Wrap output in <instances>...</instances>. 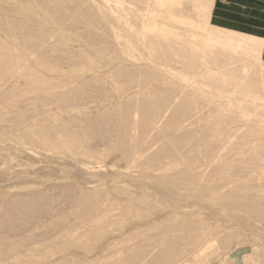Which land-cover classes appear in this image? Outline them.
I'll return each mask as SVG.
<instances>
[{
  "label": "rangeland",
  "instance_id": "obj_1",
  "mask_svg": "<svg viewBox=\"0 0 264 264\" xmlns=\"http://www.w3.org/2000/svg\"><path fill=\"white\" fill-rule=\"evenodd\" d=\"M34 1L0 0V264H217L238 247L264 250L261 41L214 29L208 0ZM187 164H204L191 172L200 173L202 185L187 181ZM197 187L219 196L240 191L235 201L243 208L200 199L191 191Z\"/></svg>",
  "mask_w": 264,
  "mask_h": 264
},
{
  "label": "bare ground",
  "instance_id": "obj_2",
  "mask_svg": "<svg viewBox=\"0 0 264 264\" xmlns=\"http://www.w3.org/2000/svg\"><path fill=\"white\" fill-rule=\"evenodd\" d=\"M36 1H37V0H36ZM36 1H34V2H36ZM57 1H58V0H57ZM67 1H68V0H67ZM73 1H74V0H73ZM85 1H86V0H83V2H85ZM34 2H33V3H34ZM37 2H38V1H37ZM60 2H61V1H60ZM87 2H88V1H87ZM89 2H90V1H89ZM89 2H88V4H89L88 6L90 7V3H89ZM150 2H151V1H150ZM74 3H76V2H74ZM91 3H92V0H91ZM96 3H98V2L96 1ZM81 4H82V3H81ZM148 5H149V4H148ZM76 6H77V5H76ZM79 6H80V5H79ZM79 6H77V7H79ZM91 6H92V4H91ZM93 6H95V5H93ZM32 7H33V6H32ZM80 8H82V7H80ZM80 8H79V9H80ZM85 8H86V5H85ZM93 8H94V7H93ZM96 8H97V7H96ZM149 8H150V6H149ZM40 9H41V8H40ZM82 9H83V8H82ZM82 9L79 10V11H82ZM87 9L90 10V12H91L92 7H91V9H89V8H87ZM83 10H84V9H83ZM95 10H96V9L94 8V11H95ZM96 11H98V10H96ZM96 11H95V12H96ZM85 12H86V10L84 11V13H85ZM87 12H88V11H87ZM95 12H92V13L95 14ZM81 13H83V12H81ZM99 13L101 14V12H99ZM86 14L88 15L89 12L86 13ZM97 14H98V12H97ZM97 14H95V15H97ZM43 15H44V14H43ZM92 16H93V15H92ZM100 16H101V15H100ZM102 16H103V15H102ZM104 16H105V15H104ZM166 16H167V15H166ZM96 17H97V16H96ZM79 19H80V17H79ZM95 19H96V18H95ZM114 20H115V19H114ZM147 20H148V19H147ZM86 22H87V21H86ZM111 23H113V22H111ZM144 23H145V22H144ZM52 24H53V23H52ZM145 24H146V23H145ZM6 25H7V24H6ZM95 25H96V24H95ZM97 25H98V24H97ZM112 25H114V24H112ZM121 25H122V24H121ZM142 25H143V24H142ZM99 26H100V25H99ZM102 26H103V25H102ZM50 27H51V26H50ZM105 27H106V26H105ZM108 27H109V26H107V29H110V27H109V28H108ZM113 27H114V26H113ZM144 27H145V26H144ZM10 29H11V28H10ZM19 29H20V28H19ZM116 30H117V29H116ZM116 34H118V33H116ZM138 36H139V34H138ZM123 37H124V36H123ZM18 38H20V37H18ZM26 39H27V38H26ZM43 39H44V38H43ZM63 39H64V38H63ZM123 39H124V38H123ZM131 40H132V39H131ZM60 41H61V40H60ZM170 41H171V40H170ZM173 41H174V40H173ZM123 42H124V41H123ZM129 42H130V41H129ZM20 43H21V42H20ZM20 43H19V44H20ZM24 43L27 44V43L24 41L23 43H21V44H22L21 47H23V44H24ZM66 43H67V42H66ZM137 43H138V42H137ZM6 44H7V43H6ZM142 44H143V43H142ZM7 45H8V44H7ZM32 45H33V44H32ZM123 45H124V44H123ZM143 45H144V44H143ZM173 45H174V44H173ZM8 46H11V45H8ZM5 47H6V45H5ZM14 47H15V46H14ZM16 47L18 48V45H17ZM24 47H25V45H24ZM28 47H29V46H28ZM30 47H31V46H30ZM30 47L27 48V49H30ZM36 47H37V46H36ZM103 47H104V46H103ZM118 47H119V46H118ZM25 48H26V47H25ZM25 48H24V49H25ZM31 48H32V47H31ZM4 49H5V48H4ZM19 49H21V48H19ZM22 49H23V48H22ZM119 49L121 50V48H119ZM124 49H125V48H123L122 50H124ZM155 49H156V48H155ZM164 49H165V48H164ZM160 50H161V49H160ZM160 50H158V51H160ZM11 51H12V50H11ZM21 51H22V50H21ZM28 51H29V50H28ZM124 51H125V50H124ZM126 51H127V50H126ZM170 51H171V50H170ZM185 51H186V50H185ZM15 52H16V51H15ZM30 52H31V51H30ZM34 52H35V51H34ZM121 52H122V51H121ZM142 52H143V51H142ZM12 53H13V52H12ZM19 53H20V52H19ZM22 53H23V51H22ZM27 53H28V52H27ZM27 53H26V54H27ZM39 53H40V52H39ZM156 53H157V52H156ZM166 53H167V52H166ZM2 54H3V53H2ZM2 54H0V55H2ZM5 54H6V53H5ZM14 54H15V53H14ZM16 54H18V53H16ZM16 54H15V55H16ZM23 54L26 55L25 53H23ZM122 54H124V53H122ZM122 54H120V55H122ZM142 54H144V53H142ZM164 54H165V53H164ZM168 54H169V53H168ZM10 55H11V54H10ZM10 55H9V56H10ZM140 55H141V54H140ZM169 55H170V54H169ZM2 56H3V55H2ZM16 56L18 57V55H16ZM31 56H32V55H31ZM43 56H44V55H43ZM134 56H135V55H134ZM134 56H133V57H134ZM120 57H121V56H120ZM123 57H124V56H122L121 59H124ZM167 57H169V56H167ZM23 58H24V57H23ZM46 58H47V57H46ZM169 58H171V57H169ZM26 59H27V58H26ZM118 59H119V58H118ZM163 59H164V58H163ZM27 60H28V59H27ZM27 60H26V61H27ZM29 60H30V59H29ZM44 60H45V59H44ZM48 60H49V59H48ZM124 60H126V59H124ZM169 60H170V59H169ZM169 60H168V61H169ZM80 61H81V60H80ZM127 61H128V60H127ZM127 61H126L125 64H127ZM160 61H161V60H160ZM163 61H164V60H163ZM163 61H162V62H163ZM171 61H172V60H171ZM177 61H178V60H177ZM11 62H12V61H11ZM83 62H84V61H83ZM110 62H111V61H110ZM123 62H124V61H123ZM132 62H133V60H132ZM147 62H148V61H147ZM149 62L152 63L150 60H149ZM149 62H148V63H149ZM27 63H28V61H27ZM29 63H30V61H29ZM129 63H130V62H129ZM129 63H128V64H129ZM138 63H139V60H138ZM138 63H136V65H137ZM163 63H164V62H163ZM163 63H162V64H163ZM168 63H169V62H168ZM178 63H179V62H178ZM33 64H34V63H33ZM130 64H132V63H130ZM130 64H129V65H130ZM133 64H134V63H133ZM133 64H132V65H133ZM170 64H171V63H170ZM26 65H27V64H26ZM30 65L32 66V64H30ZM152 65H153V64H152ZM152 65H149V66H152ZM156 65H157V63H156ZM1 66H2V65H1ZM28 66H29V65H28ZM37 66H38V65H37ZM124 66H126V65H124ZM153 66H155V64H154ZM162 66H163V65H162ZM197 66H198V65H197ZM6 67H7V66H6ZM29 67H30V66H29ZM131 67H132V66H131ZM135 67H136V66H135ZM137 67H139V66H137ZM137 67H136V68H137ZM147 67H148V66H147ZM147 67H145V68H147ZM157 67H158V66H157ZM157 67H155V68H157ZM176 67L178 68L179 66H176ZM189 67H190V66H189ZM125 68H129V67H125ZM132 68H133V67H132ZM132 68L130 69L131 71H133ZM149 68H150V67H149ZM164 68H166V67H164ZM170 68H172V67H170ZM181 68H182V67H181ZM4 69H5V68H3V70H4ZM6 69H7V68H6ZM6 69H5V70H6ZM34 69H35V68H34ZM36 69H37V68H36ZM137 69H138V68H137ZM137 69H136V70H137ZM152 69H154V67H153ZM39 70H40V69H39ZM122 70H123V69H122ZM141 70H143V74H144V73H145V70H144V69H141ZM150 70H151V69H150ZM150 70H149V71H150ZM159 70L161 71L160 68H159ZM165 70H166V69H163V72H164ZM183 70H184V69H183ZM202 70H203V69H202ZM37 71H38V70H36V73H37ZM110 71H112V70H110ZM131 71H130V72H131ZM134 71H135V70H134ZM146 71H148V69H147ZM153 71H155V69H154ZM114 72H115V70H114ZM116 72H117V71H116ZM120 72H121V71H119V73H120ZM138 72H139V70H138ZM43 73H44V72H43ZM110 73H111V72H110ZM132 73H133V72H132ZM136 73H137V72H136ZM140 73H142V72L140 71ZM146 73H147V72H146ZM148 73H149V72H148ZM165 73H168V71L166 70ZM218 73H219V72H218ZM220 73H221V72H220ZM220 73H219V74H220ZM222 73H223V72H222ZM227 73H228V72H227ZM230 73L232 74V72H229V74H230ZM236 73H237V72H236ZM9 74H11V73H9ZM15 74H16V71H15ZM23 74H24V73H23ZM33 74H34V73H33ZM38 74H39V73H38ZM40 74H41V73H40ZM78 74H79V73H78ZM122 74H123V73H122ZM134 74H135V72H134ZM143 74H142V75H143ZM152 74H153V73L150 72L148 75L151 76ZM160 74H161V73H160ZM219 74H218V75H219ZM223 74H224V73H223ZM240 74H241V73H240ZM240 74H239V75H240ZM12 75H13V74H12ZM18 75H19V73L17 74V76H18ZM26 75H27V74H26ZM41 75H42V74H41ZM112 75H113V73H111V76H112ZM123 75H124V74H123ZM125 75H126V72H125ZM131 75H132V74H131ZM135 75H136V74H135ZM145 75H147V74H145ZM161 75H162V74H161ZM165 75H167V74H165ZM165 75H164V76H165ZM224 75H225V74H224ZM13 76H16V75H13ZM13 76H12V77H13ZM19 76H22V77H23V75H21V74H20ZM29 76L32 77L31 75H29ZM133 76H134V75H133ZM150 76H149V77H150ZM152 76H153V75H152ZM152 76H151V77H152ZM167 76H168V75H167ZM213 76H214V75H213ZM33 77H34V76H33ZM91 77H92V76H91ZM112 77H113V76H112ZM131 77H132V76H131ZM136 77H137V75H136ZM136 77L133 78V79L135 80ZM139 77H140V74H139ZM147 77H148V76H147ZM151 77H150V80L152 79ZM154 77H156V76H154ZM210 77H211V74H210ZM216 77H217V76H216ZM216 77H215V78H216ZM218 77H219V76H218ZM227 77L230 78L229 76H227ZM233 77H234V78H233ZM14 78H15V77H14ZM18 78H19V77H18ZM24 78H25V76L23 77V79H24ZM41 78H42V77H41ZM43 78H44V77H43ZM48 78H49V77H48ZM129 78H130V77H129ZM137 78H138V77H137ZM165 78H166V76H165ZM167 78H169V77H167ZM212 78H213V77H212ZM231 78L234 80L236 77H235V76H232ZM237 78H241V77L239 76V77H237ZM26 79H27V77H26ZM120 79H121V78H120ZM125 79H126V76H125ZM153 79H154V78H153ZM159 79H160V77H159ZM159 79H158V80H159ZM12 80H13V79H12ZM16 80H17V79H16ZM21 80H22V78H21ZM28 80H29V79H28ZM28 80H27V82H29ZM102 80H103V79H102ZM140 80H141V78H140ZM169 80H170V79H169ZM210 80H211V79H210ZM217 80H218V79H217ZM220 80H221V78H220ZM228 80H229V79H228ZM237 80H239V79H237ZM18 81H19V80H18ZM43 81H44V80H43ZM132 81H133V80H132ZM156 81H157V80H155L154 83H157ZM159 81H160V80H159ZM159 81H158V82H159ZM171 81H172V80H171ZM37 82H38V81H37ZM142 82H143V80H142ZM144 82H147V84H148V81H144ZM214 82H218V81H214ZM238 82H239V81H238ZM15 83H16V82H15ZM20 83H21V81H20ZM31 83H32V82H31ZM43 83H44V82H43ZM65 83H67V82L65 81ZM97 83H98V82H97ZM174 83H175V82H174ZM197 83H198V82H197ZM209 83H210V82H209ZM222 83H223V82H222ZM18 84H19V83H18ZM27 84H28V83H27ZM27 84H26V85H27ZM32 84L34 85V83H32ZM35 84H36V83H35ZM77 84H78V83H77ZM85 84H86V83H85ZM99 84H100V83H99ZM163 84H164V83H163ZM167 84H168V83H167ZM169 84H170V82H169ZM172 84H173V83H172ZM184 84H186V83H184ZM226 84H227V83H226ZM242 84H243V83H242ZM242 84H241V85H242ZM9 85H10V84H9ZM29 85H30V83H29ZM78 85H79V84H78ZM80 85H81V84H80ZM100 85H101V84H100ZM145 85H146V84H145ZM181 85H183V84H181ZM197 85H198V84H197ZM221 85H223V84H221ZM38 86H40V85H38ZM38 86H37V87H38ZM65 86H67V85H65ZM65 86H64V87H65ZM73 86H74V85H73ZM151 86H152V85H151ZM186 86H187V85H186ZM55 87H56V86H55ZM121 87H122V86H121ZM174 87H176V86H174ZM222 87H223V86H222ZM50 88H51V87H50ZM80 88H82V87H80ZM83 88H84V87H83ZM116 88H117V87H116ZM151 88L153 89L154 87H151ZM151 88H150V89H151ZM162 88H163V87H162ZM171 88H172V87L170 86V89H171ZM185 88H186V87H185ZM191 88L194 89V87H191ZM212 88H213V85H212ZM217 88H218V87H217ZM224 88H225V87H224ZM56 89H61V88H56ZM147 89H148V88H147ZM152 89H151V91H152ZM158 89H159V88H158ZM186 89H187V88H186ZM213 89L215 90L216 88H213ZM47 90H49V89H47ZM54 90H55V88H54V89L52 88V91H54ZM81 90H82V89H81ZM105 90H106V89H105ZM123 90H124V89H123ZM138 90H139V89H138ZM159 90H160V89H159ZM163 90H164V89H163ZM166 90H167V91H170L171 93H172V92H173V93H176V92H177V91L174 92V91H173V88H172L171 90H168V89H166ZM166 90H165V91H166ZM174 90H176V88H175ZM188 90L191 91V89H188ZM198 90H199V89H198ZM219 90H220V87H219ZM219 90H218V91H219ZM44 91H45V90H44ZM59 91H60V90H59ZM69 91H70V90H69ZM83 91H84V90H83ZM94 91H95V90H94ZM118 91H119V90H118ZM126 91H127V90H126ZM151 91H150V92H151ZM155 91H157V89L154 90V92H155ZM160 91H161V90H160ZM165 91H164V92H165ZM195 91H196V89H195ZM200 91H201V90H200ZM223 91H225V90H223ZM57 92H58V91H57ZM144 92H145V91H144ZM158 92H159V91H158ZM178 92H181V91H178ZM197 92H199V91H197ZM226 92H227V91H226ZM228 92H229V91H228ZM46 93H47V92H46ZM48 93H49V92H48ZM50 93H51V90H50ZM54 93H55V92H54ZM54 93H53V94H54ZM147 93H149L148 90H147ZM147 93H146V94H147ZM151 93H153V91H152ZM162 93H163V92H162ZM162 93H161V95H162ZM167 93H168V92H167ZM167 93H166V95H167ZM189 93H190V92H189ZM192 93H194V92H192ZM94 94H96V93H94ZM118 94H119V93H118ZM118 94H117V95H118ZM144 94H145V93H144ZM164 94H165V93H164ZM168 94H169V93H168ZM195 94H196V93H195ZM56 95H57V93H56ZM58 95H59V94H58ZM60 95H61V94H60ZM114 95H115V94H114ZM166 95H165V96H166ZM171 95H173V94H171ZM171 95L169 94V96H171ZM180 95H181V94H180ZM192 95H193V94H191V96H192ZM53 96H54V95H53ZM63 96H64V95H63ZM125 96H126V95H125ZM134 96H135V95H134ZM134 96H133V97H134ZM154 96H155V95H154ZM181 96H182V95H181ZM181 96H180V98H181ZM194 96H195V95H193L192 97H194ZM198 96H199V94H198ZM54 97H55V96H54ZM114 97H115V96H114ZM129 97H130V96H129ZM161 97H162V96H161ZM166 97H167V96H166ZM177 97H178V96H177ZM51 98H52V97H51ZM62 98H63V97H62ZM82 98H83V97H82ZM158 98H159V97H158ZM189 98H190V97H189ZM42 99H43V98H42ZM136 99H137V98H136ZM143 99H144V98H143ZM146 99H147V98H146ZM152 99H153V98H152ZM152 99H151V100H152ZM159 99H160V98H159ZM164 99H165V98H163V99H161V100H164ZM168 99H169V98H168ZM178 99H179V98H178ZM27 100H28V99H27ZM67 100H68V99H67ZM133 100H134V99H133ZM149 100H150V98H149ZM155 100H156V99H155ZM180 100H181V99H180ZM190 100H191V99H190ZM210 100H211V99H210ZM229 100H230V99H229ZM239 100H240V99H239ZM5 101H6V100H5ZM21 101H22V100H21ZM63 101H64V100H63ZM173 101H174V100H173ZM175 101H176V100H175ZM177 101H178V100H177ZM181 101H182V100H181ZM193 101H194V100H193ZM211 101H212V100H211ZM52 102H53V101H52ZM137 102H140V101L137 100ZM155 102H156V101H155ZM162 102L166 103L167 101H162ZM169 102H171V101H169ZM169 102H168V103H169ZM207 102H208V101H207ZM230 102H232V101H230ZM49 103H50V102H49ZM128 103H129V102H128ZM151 103H152V102H151ZM181 103H182V102H181ZM181 103H180V104H181ZM195 103H196V102H195ZM203 103H204V102H203ZM213 103H215V102H213ZM72 104H73V103H72ZM74 104H75V103H74ZM81 104H82V103H81ZM104 104H105V103H104ZM119 104H120V103H118V105H119ZM138 104H140V103H138ZM160 104H161V103H160ZM166 104H167V103H166ZM171 104H172V102H171ZM174 104H175V103H174ZM204 104H205V103H204ZM122 105H123V104H122ZM124 105H125V104H124ZM124 105H123V106H124ZM131 105H132V104H131ZM133 105L136 106L135 103H134ZM133 105H132V106H133ZM150 105H152V104H150ZM162 105H163V104H162ZM162 105H161V106H162ZM168 105H170V104H168ZM168 105H166V108H167ZM172 105H173V104H172ZM181 105H182V104H181ZM190 105H191V104H190ZM207 105H208V103H207ZM219 105H220V103H219ZM30 106H31V105H30ZM123 106H122V107H123ZM125 106H126V105H125ZM139 106H140V105H139ZM145 106H146V105H145ZM155 106H157V105H155ZM161 106H160V107H161ZM173 106H174V105H173ZM176 106H177V105H176ZM193 106H194V104H193ZM195 106H196V105H195ZM208 106H209V105H208ZM208 106H207V108H209ZM217 106H218V105H217ZM220 106H221V105H220ZM227 106H228V105H227ZM82 107H83V104H82ZM118 107H119V106H118ZM120 107H121V105H120ZM128 107H129V106H128ZM164 107H165V106H164ZM178 107H180V106H178ZM178 107H177V108H178ZM256 107H257V106H256ZM69 108H71V107H69ZM110 108H111V107H110ZM123 108H124V107H123ZM130 108H131V107H130ZM162 108H163V107H162ZM162 108H161V110H162ZM173 108H174V107H173ZM181 108H182V107H181ZM192 108H193V107H192ZM195 108H196V107H195ZM217 108H218V107H217ZM223 108H224V106H223ZM227 108H228V107H227ZM231 108H232V107H231ZM245 108H246V107H245ZM254 108H255V107H254ZM259 108H260V107H259ZM114 109H115V108H114ZM118 109H119V108H118ZM164 109H165V108H164ZM193 109H194V108H193ZM225 109H226V108H225ZM228 109H229V108H228ZM95 110H97V109H95ZM125 110H126V109H124V111H125ZM128 110H129V108H127V111H128ZM140 110H141V109H140ZM152 110H153V109H152ZM157 110H158V109H157ZM167 110H168V112H169V109H167ZM180 110L182 111V109H180ZM59 111H60V110H59ZM129 111H131V110H129ZM159 111H160V110H159ZM162 111H163V110H162ZM173 111H174V110H173ZM183 111H184V110H183ZM203 111H204V110H203ZM228 111H230V110H228ZM134 112H135V111H134ZM137 112H140L139 109H138ZM142 112H143V109H142ZM144 112H145V111H144ZM171 112H172V111H171ZM186 112H187V111H186ZM186 112H183V113L186 114ZM200 112H201V111H200ZM213 112H214V110H213ZM225 112H226V111H225ZM256 112H257V111H256ZM26 113H27V112H26ZM76 113H77V112H76ZM102 113H103V112H102ZM102 113H101V114H102ZM115 113H116V112H115ZM121 113H122V112H121ZM128 113L131 115L130 112H128ZM128 113H127V114H128ZM148 113H149V112H148ZM150 113H151V112H150ZM161 113H162V112H161ZM163 113H164V111H163ZM166 113H167V112H165L164 114H166ZM172 113H173V112H172ZM172 113H171V114H172ZM179 113H180V112H179ZM181 113H182V112H181ZM183 113H182V114H183ZM260 113H261V112H260ZM28 114H29V113H28ZM80 114H81V113H80ZM104 114H106V113H104ZM123 114H124V113H122V115H123ZM137 114H138V113H137ZM152 114H153V113H152ZM176 114H177V112H176ZM187 114H188V113H187ZM197 114H198V113H197ZM17 115H18V113H17ZM68 115H69V114H68ZM78 115H79V114H78ZM88 115H89V114H88ZM113 115H114V114H113ZM115 115H118V114L116 113ZM143 115H144V114H142V116H143ZM161 115L163 116V114H161ZM195 115H196V114H195ZM258 115H259V113H258ZM10 116H11V115H10ZM118 116H119V115H118ZM123 116H124V115H123ZM133 116H134V114H133ZM133 116H132V117H133ZM137 116H138V115H137ZM146 116H147V115H146ZM152 116H153V115H152ZM154 116H157V113L154 114ZM159 116H160V115H159ZM165 116H166V115H164V117H165ZM169 116H170V115H169ZM181 116H182V115H181ZM186 116H187V115H186ZM199 116H200V115H199ZM35 117H36V116H35ZM69 117H71V116H69ZM125 117L127 118L128 115H126ZM138 117H139V116H138ZM149 117H150V116H149ZM173 117H175V115H174ZM178 117H179V116H178ZM213 117H214V116H213ZM215 117H216V116H215ZM232 117H233V116L231 115L230 118H232ZM75 118H76V117H75ZM86 118H87V117H86ZM118 118H119V117H118ZM128 118H129V117H128ZM128 118H127V119H128ZM146 118H147V117H146ZM146 118H144V119H146ZM154 118H155V117H154ZM216 118H217V117H216ZM10 119H11V118H10ZM14 119H15V118H14ZM14 119H13V120H14ZM88 119H90V118H88ZM121 119H123V117H122ZM129 119H130V118H129ZM129 119H128V121H129ZM133 119H134V118H133ZM133 119H132V120H133ZM136 119H137V118H136ZM151 119H152V117L149 118V120H151ZM162 119H163V118H162ZM165 119H166V118H165ZM176 119H177V118H176ZM194 119H195V118H194ZM220 119H221V118H220ZM227 119H229V117H228ZM3 120H4V119H3ZM7 120H8V119H7ZM19 120H20V119H19ZM112 120H113V119H112ZM119 120H120V118H119ZM138 120H139V118H138ZM153 120H154V119H153ZM174 120H175V119H174ZM178 120H179V119H178ZM186 120H188V119H186ZM215 120H216V119H215ZM221 120H222V119H221ZM5 121H6V120H5ZM20 121H22V120H20ZM65 121H67V120H65ZM83 121H84V120H83ZM87 121H88V120H87ZM104 121H105V120H104ZM116 121H117V120H116ZM120 121H121V120H120ZM123 121H124V119H123ZM126 121H127V120H126ZM130 121H131V120H130ZM147 121H148V120H147ZM163 121H164V120H163ZM217 121H218V119H217ZM219 121H220V120H219ZM24 122H25V121H24ZM73 122H77V120H76V121L74 120ZM78 122H79V120H78ZM80 122H81V120H80ZM85 122H86V121H85ZM97 122H98V121H97ZM108 122H109V121H108ZM111 122H112V121H111ZM142 122L144 123V121H142ZM154 122H155V121H154ZM176 122H177V120H176ZM179 122H180V120H179ZM183 122H184V121H183ZM214 122H215V121H214ZM214 122H213V124L215 125L216 123H214ZM222 122H223V120H222ZM231 122H232V120H231ZM236 122H237V121H236ZM57 123H58V122H57ZM65 123H67V122H65ZM83 123H84V122H83ZM86 123H87V122H86ZM91 123H92V122H91ZM122 123H123V122H122ZM124 123H125V121H124ZM151 123H152V122H150V124H151ZM157 123H158V122H157ZM159 123H160V122H159ZM159 123H158V124H159ZM180 123H181V122H180ZM192 123H194V122H192ZM225 123H226V122H225ZM0 124H1V123H0ZM70 124H71V123H70ZM92 124H93V123H92ZM126 124H128V123H126ZM129 124H130V123H129ZM161 124H162V123H161ZM166 124H167V123H166ZM166 124H165L164 127H166ZM219 124H220V122H219ZM237 124H238V123H237ZM241 124H243V122H242ZM248 124H249V123H248ZM9 125H11V124H9ZM54 125H55V124H54ZM84 125H85V124H84ZM108 125H109V124H108ZM112 125H113V124H112ZM146 125H147V123H146ZM152 125H154V124H152ZM163 125H164V124H163ZM180 125H181V124H180ZM216 125H217V124H216ZM239 125H240V124H239ZM244 125H245V124H244ZM13 126H14V125H13ZM15 126H16V125H15ZM17 126H18V124H17ZM20 126H21V125H20ZM26 126H27V125H26ZM66 126H67V125H66ZM76 126H79V125H76ZM76 126H74V127L76 128ZM91 126H92V125H91ZM109 126H110V125H109ZM131 126H132V125H131ZM150 126H151V125H150ZM155 126H156V125H155ZM159 126H160V125H159ZM159 126H157V127H159ZM170 126H171V125H170ZM201 126H202V125H201ZM68 127H70V126L68 125ZM98 127H99V126H98ZM116 127H117V126H115V128H116ZM168 127H169V125H168ZM244 127H245V126H244ZM247 127H248V126H247ZM70 128H71V127H70ZM75 128H74V129H75ZM82 128H84V127H82ZM86 128H87V127H86ZM161 128H163V127H161ZM185 128H186V127H185ZM226 128H227V127H226ZM238 128H239V127H238ZM242 128H243V127H242ZM253 128H254V127H253ZM255 128H256V127H255ZM12 129H13V128H12ZM46 129H47V128H46ZM52 129L55 130L56 128H52ZM57 129H58V128H57ZM57 129H56V130H57ZM71 129H72V128H71ZM116 129H117V128H116ZM122 129H123V128H122ZM129 129H130V128H129ZM153 129H154V128H153ZM156 129H157V128L155 127V130H156ZM158 129H160V127H159ZM158 129H157V130H158ZM164 129H166V128H164ZM208 129H209V128H208ZM229 129H230V128H229ZM231 129H232V128H231ZM235 129H236V128H235ZM239 129H241V128H239ZM251 129H252V128H251ZM80 130H81V129H80ZM130 130H132V128H131ZM133 130H134V129H133ZM135 130H136V129H135ZM148 130H151V129H148ZM148 130H147V131H148ZM155 130H154V131H155ZM166 130H167V129H166ZM209 130H211V129H209ZM212 130H213V129H212ZM216 130H218V129H215V132H216ZM233 130H234V129H233ZM259 130H261V129H259ZM17 131H18V130H17ZM58 131H59V130H58ZM121 131H122V130H121ZM123 131H125V130H123ZM147 131H146V132H147ZM164 131H165V130H164ZM168 131H169V130H168ZM168 131H167V132H168ZM170 131H171V130H170ZM170 131H169V132H170ZM173 131H174V130H173ZM199 131H200V130H199ZM229 131H230V130H229ZM237 131H238V129H237ZM255 131H256V130H255ZM257 131H258V129H257ZM68 132H69V131H68ZM79 132H80V131H79ZM79 132H78V133H79ZM146 132H145V134H146ZM150 132H152V131H149V133H150ZM155 132L157 133V131H155ZM158 132H159V131H158ZM213 132H214V131H213ZM261 132H262V131H261ZM99 133H100V132H99ZM171 133H172V131H171ZM217 133H218V132H217ZM258 133H259V132H258ZM60 134H61V133H60ZM67 134H69V133H67ZM86 134H87V132H86ZM89 134H90V133H89ZM97 134H98V133H97ZM131 134H132V132H131ZM153 134H154V132H153ZM157 134H158V133H157ZM157 134H156L155 136H157ZM162 134H163V133H162ZM162 134H161V136H162ZM172 134H174V133H172ZM176 134H177V133H176ZM182 134H183V133H182ZM205 134H206V133H205ZM208 134H209V132H208ZM221 134H222V133H221ZM76 135H77V134H76ZM122 135H123V134H122ZM134 135H135V134H134ZM134 135H133V136H134ZM150 135H151V134H150ZM158 135H159V134H158ZM165 135H166V134H165ZM200 135H201V134H200ZM218 135H219V134H218ZM222 135H223V134H222ZM238 135H239V134H238ZM241 135H242V134H241ZM61 136H62V134H61ZM66 136H67V135H66ZM81 136H82V135H81ZM130 136H131V135H130ZM136 136H137V135H136ZM136 136H135V137H136ZM151 136H154V135H151ZM167 136H168V134H167ZM167 136H166V137H167ZM170 136H172V135H170ZM179 136H180V135H179ZM183 136H184V135H183ZM187 136H188V135H187ZM203 136H204V134H203ZM211 136H214V135H211ZM236 136H237V135H236ZM17 137H18V136H17ZM67 137H68V136H67ZM95 137H96V136H95ZM115 137H116V136H115ZM135 137H134V138H135ZM141 137H142V135H141ZM158 137L160 138V136H158ZM173 137H175V135H174ZM176 137H177V136H176ZM176 137H175V138H176ZM181 137H182V136H181ZM184 137H186V136H184ZM184 137H182V138H184ZM221 137H222V136H221ZM40 138H41V136H40ZM40 138H39V139H40ZM62 138H63V137H62ZM93 138H94V137H93ZM156 138H157V137H156ZM156 138H155V139H156ZM163 138H164V137H163ZM167 138H169V137H167ZM167 138H165V139H167ZM177 138H178V137H177ZM215 138H216V137H215ZM44 139H46V138H44ZM68 139H69V138H68ZM71 139H73V138H71ZM97 139H99V138H97ZM135 139H136V138H135ZM143 139H144V138H143ZM157 139H158V138H157ZM161 139H162V138H161ZM172 139H173V138H172ZM217 139H218V138H217ZM217 139H216V140H217ZM222 139H223V137H222ZM109 140H111V139H109ZM131 140H132V139H131ZM141 140H142V139H141ZM141 140H140V141H141ZM177 140H178V139H177ZM180 140H181V139H180ZM180 140H179V141H180ZM201 140H202V139H201ZM211 140H212V139H211ZM228 140H229V139H228ZM60 141H61V142H64L63 139H60ZM113 141H114V140H113ZM117 141H118V140H117ZM147 141H148V140H147ZM147 141H146V142H147ZM167 141H168V140H167ZM167 141H166L165 145L167 144ZM181 141H182V140H181ZM195 141H196V140H195ZM213 141H214V139H213ZM213 141H212V142H213ZM225 141H226V140H224V142H225ZM38 142H39V141H38ZM42 142L44 143V140H43ZM121 142H122V141H121ZM129 142H130V141H129ZM149 142H150V141H149ZM152 142H153V141H152ZM157 142H158V141H157ZM157 142H156V143H157ZM170 142H171V141H170ZM174 142H175V141H174ZM184 142H185V141H184ZM208 142H209V141H208ZM219 142H220V141H219ZM224 142H223V143H224ZM56 143H57V142H56ZM76 143H77V141H76ZM106 143H107V142H106ZM137 143H138V142H137ZM143 143H144V142H143ZM158 143H159V142H158ZM158 143H157V144H158ZM178 143H181V142H178ZM217 143H218V142H217ZM223 143L221 144L222 146L225 145V144H223ZM237 143H238V142H237ZM59 144H60V143H59ZM71 144H73V143H71ZM74 144H75V143H74ZM78 144H79V143H78ZM121 144H122V143H120L119 145H121ZM149 144H150V143H148L147 145H149ZM160 144H161V143H160ZM163 144H164V143H163ZM170 144H171V143H170ZM192 144H193V143H192ZM208 144H209V143H208ZM211 144H213V143H211ZM215 144H216V142H215ZM218 144H219V143H218ZM75 145H76V144H75ZM119 145L117 146V148H118V147L121 148ZM134 145H135V144H134ZM134 145H132L131 147H133ZM136 145H137V144H136ZM136 145H135V146H136ZM150 145H151V144H150ZM158 145H159V144H158ZM190 145H191V144H190ZM199 145H200V144H199ZM201 145H202V144H201ZM221 145H220V148H219V149H221V147H222ZM123 146H126V145L124 144ZM123 146H122V148H123ZM138 146L141 147L142 145L139 143ZM154 146H155V145H154ZM163 146H164V145H163ZM163 146H162V147H163ZM167 146H169V147H168V149H169L171 145L168 144ZM176 146H178V145H176ZM205 146H206V145H205ZM208 146L211 147L210 144H209ZM208 146H207V147H208ZM215 146H216V145H215ZM218 146H219V145H218ZM225 146H226V145H225ZM67 147H68V146H67ZM136 147H137V146H136ZM142 147H143V150L146 151L145 148H144V147H145L144 144H143ZM146 147H147V146H146ZM148 147H150V146H148ZM162 147H161V149H162ZM181 147H182V146H181ZM197 147H198V145H197ZM213 147H214V146H213ZM223 147H224V146H223ZM119 148H118V149H119ZM125 148H126V147H125ZM127 148L129 149L128 146H127ZM151 148H153V145H151ZM164 148H165V147H164ZM211 148H212V147H211ZM211 148H208L209 151H210ZM215 148H216V147H215ZM79 149H80V148H79ZM134 149H135V147H134ZM136 149H137V148H136ZM140 149H141V148H140ZM140 149H139V150H140ZM148 149H149V148H148ZM161 149H160V151H161ZM175 149H176V148H175ZM177 149H178V148H177ZM182 149H183V148H182ZM213 149H214V148H213ZM213 149H211V151H212ZM94 150H96V149L94 148ZM113 150H114V149H113ZM132 150H133V148H132ZM137 150H138V149H137ZM139 150H138V151H139ZM186 150H187V149H186ZM215 150H216V149H215ZM84 151H85V150H84ZM128 151H129V150H128ZM144 151H143V153H144ZM160 151H159V152H160ZM163 151H164V150H163ZM167 151H169V150H167ZM206 151H207V150H206ZM206 151H205V152H206ZM246 151H247V150H246ZM131 152H132V151H131V148H130V151L128 152V153H129L128 156L131 155ZM140 152H141V150L139 151V154H140ZM169 152H172V151H169ZM175 152H176V151H175ZM202 152H204V150H203ZM216 152H218V150H217ZM216 152H215V154H216ZM262 152H263V151H262ZM132 153H133V152H132ZM134 153H136V151H135ZM173 153H174V152H173ZM206 153H208V152H206ZM137 154H138V152H137ZM139 154H138V155H139ZM141 154H142V153H141ZM145 154H146V153H145ZM170 154H171V153H170ZM192 154H193V153H192ZM210 154L213 155L212 153H208V155H210ZM219 154H220V153H219ZM219 154H218V155H219ZM138 155H137V156H138ZM143 155H144V154H143ZM155 155H156V154H155ZM166 155H167V154H166ZM195 155H196V154H195ZM225 155H226V154H225ZM114 156H115V155H114ZM139 156H140V155H139ZM145 156H146V155H145ZM186 156H187V155H186ZM205 156H207V155H205ZM221 156H222V155L220 154V157H221ZM227 156H228V155H227ZM255 156L257 157V155H255ZM133 157H134V156H133ZM164 157H165V156H164ZM192 157H193V156H192ZM208 157H209V156H208ZM253 157H254V156H253ZM261 157H263V156H261ZM165 158H166V157H165ZM167 158H168V157H167ZM206 158H207V157H206ZM206 158H204V159H206ZM251 158H252V157H251ZM121 159H122V158H121ZM134 159H135V157H134ZM134 159H132V160H134ZM154 159H155V158H154ZM156 159H157V158H156ZM210 159H211V158H209L208 160H210ZM217 159H218V158L215 159V162H216ZM226 159H227V158H226ZM143 160H144V159H143ZM206 160H207V159H206ZM208 160H207V161H208ZM80 161H81V160H80ZM124 161H126V160H124ZM137 161H138V160H137ZM141 161H142V159H141ZM190 161H191V160H190ZM203 161H205V160H203ZM212 161L214 162V160H212ZM212 161H211V162H212ZM181 162L183 163V161H181ZM194 162L197 163V161H194ZM198 162H199V161H198ZM209 162H210V161H209ZM209 162H206V163H209ZM218 162H219V161H218ZM244 162H245V161H244ZM77 163H78V162H77ZM128 163H129V162H128ZM130 163H131V161H130ZM138 163H139V162H138ZM145 163H146V162H145ZM220 163H221V162H220ZM146 164H147V163H146ZM180 164H181V163H180ZM184 164H185V163H184ZM212 164H213V163H212ZM137 165H138V164H137ZM139 165H140V164H139ZM147 165H148V164H147ZM167 165H168V164H167ZM197 165H198V164H197ZM197 165H196V166H195V164H189V165L187 164V165H185V166H187V168L185 167V168L187 169V172H188V173L190 172V176L188 175V176H186L185 178L188 179V180H187L188 182H197V183H198L197 186H200V185H202V184H201V179H202V177H201L200 173H197V174L191 175V172L194 171V170H195V171L198 170V169H199V166H200V167H201L202 165L204 166V164H202V165L199 164L198 167H197ZM229 165H230V164H229ZM229 165H228V166H229ZM12 166H13V165H12ZM145 166H146V165H145ZM203 166H202V167H203ZM208 166H209V164H208ZM218 166H219V165H218ZM127 167H128V166H127ZM133 167H134V165H133ZM205 167H207V166H205ZM212 167H214V165H213ZM216 167H217V166H216ZM255 167H257V166H255ZM185 168H184V169H185ZM210 168H211V167H210ZM217 168H218V167H217ZM221 168H222V167H221ZM221 168H220V169H221ZM164 169H166V168H164ZM170 170H171V169H170ZM202 170H203V169H202ZM206 170H207V169H206ZM208 170H209V169H208ZM217 170H219V169H217ZM222 170H223V169H222ZM157 171H158V170H157ZM210 171L212 172L213 169L210 170ZM166 172H167V171H166ZM184 172H185V171H182V173H184ZM204 172H206V171H204ZM145 173H146V172H145ZM182 173H181V174H182ZM193 173H194V172H193ZM193 173H192V174H193ZM215 173H216V172H215ZM221 173H222V172H221ZM184 174H186V173H184ZM205 174H206V173H205ZM208 174H209V173H208ZM211 174H212V173H211ZM223 175H224V174H223ZM247 175H248V174H247ZM164 176H165V175H164ZM213 176H214V175H213ZM218 176H219V174H218ZM168 177H169V176H168ZM181 177H182V176H181ZM216 177H217V176H216ZM220 177H221V176H220ZM227 177H228V176H227ZM240 177H241V176H240ZM240 177H239V178H240ZM155 178H156V176H155ZM218 178H219V177H218ZM225 178H226V177H225ZM162 179H163V178H162ZM221 179H222V177H221ZM223 179H224V177H223ZM223 179H222L221 181H224V180H225V179H224V180H223ZM226 179H227V178H226ZM252 179H253V178H252ZM219 180H220V179H219ZM230 180H231V179H230ZM174 181H175V180H174ZM227 181H228V179H227ZM180 182H181V181H180ZM183 182H184V180H183ZM225 182H226V181H225ZM228 182H229V181H228ZM230 182H231V181H230ZM167 183L169 184V182H167ZM202 183H203V182H202ZM222 183H223V182H222ZM168 184H167V185H168ZM170 184H171V183H170ZM203 184H204V183H203ZM205 184H206V183H205ZM217 184H220V182H218ZM231 184H232V183H231ZM243 184H244V183H243ZM194 185H195V184H194ZM192 186H193V185H192ZM192 186H191V187H192ZM212 186H213V185H211V187H212ZM228 186H229V185H228ZM231 186H232V185H231ZM188 187H189V185H188ZM188 187H187V188H188ZM96 188H97V187H96ZM193 188H194V187H193ZM81 189H82V188H81ZM99 189H100V188H99ZM212 189H213V188H212ZM88 190H89V189H88ZM189 191H190V190H189ZM191 191H192V193H193L194 196L196 195V196L199 197L200 199H205V200H208L209 202H213V203L216 202V204H218V205H220V206H223L224 208L226 207L227 209L230 208V209H232V210H235V209H236V210H240L241 208H243V207H242L243 204H241V202H242L243 200L240 201V203H238V202H236V201H239V200H238V199H237V200L235 199L236 196H238L239 199L241 198V195H242V194H240V191H236L237 193H233L234 190H230V191H228V192H224V195H223V196H219V195H217L218 190H214V191L209 190V191H211V193H209V192H207V190H200V189L197 187V188H195V189H191ZM244 191H246V190H244ZM74 192H75V191H74ZM76 192H77V191H76ZM80 192H81V191H80ZM87 192H88V191H87ZM89 192H90V191H89ZM89 192L86 193V194H89V195H90L91 192H92L91 194H94L93 191H91L90 193H89ZM94 192H95V191H94ZM234 192H235V191H234ZM84 193H85V192H84ZM33 194H34V193H33ZM95 194L98 195V193H95ZM95 194H94L93 196H95ZM239 194H240V196H239ZM11 195H12V194H11ZM71 195H72V194H71ZM73 195H74V194H73ZM14 196H15V195H14ZM31 196L33 197V195H31ZM103 196H104V195H103ZM244 196H245V195H244ZM244 196H243V198H246V197H244ZM19 197H20V196H19ZM36 197H37V196H36ZM80 197H81V196H80ZM84 197H85V196H84ZM41 198H42V196H41ZM44 198H45V197H43V199H44ZM91 198H92V197H91ZM101 198H102V197H100L99 199H101ZM16 199H18V198H15V200H16ZM32 199H33V198H32ZM34 199H36V198H34ZM78 199H79V198H78ZM99 199L97 198V200H99ZM197 199H198V198H197ZM39 200H40V199H39ZM41 200H42V199H41ZM75 200H76V199H75ZM92 200L94 201V200H95V197H94V199L92 198ZM125 200H126V199H125ZM198 200H199V199H198ZM229 200L232 201V202H231L232 204H230ZM235 200H236V201H235ZM95 201H96V200H95ZM202 201H203V200H201V202H202ZM84 202H85V201H84ZM87 202H88V201H87ZM39 203H40V202H39ZM245 203H247V202H245ZM20 204H21V203H20ZM26 204H27V203H26ZM75 204H76V203H75ZM78 204H79V203H78ZM7 205H8V204H7ZM139 205H140V204H139ZM211 205H212V204H211ZM114 206H115V205H114ZM128 206H129V205H128ZM201 206H202V205H201ZM214 206H215V205H214ZM76 207H77V206H76ZM90 207H91V206H90ZM244 207H245V206H244ZM3 208H4V206H3ZM16 208H17V207H16ZM20 208H21V207H20ZM0 209H1V208H0ZM14 209H15V208H14ZM17 209H18V208H17ZM22 209H23V208H22ZM24 209H25V208H24ZM33 209H34V208H33ZM3 210H4V209H3ZM94 210H95V209H94ZM122 210H123V209H122ZM5 211H6V210H5ZM8 211H9V210H8ZM14 211H15V210H14ZM28 211H29V210H28ZM30 211H31V210H30ZM0 212H1V210H0ZM25 212H27V211H25ZM34 212H35V211H34ZM88 212H89V210H88ZM9 213H10V212H9ZM13 213H14V212L12 211V214H13ZM75 213H76V212H75ZM85 213H86V212H85ZM89 213H90V212H89ZM29 214L31 215V213H29ZM34 214H35V213H34ZM19 215H20V214H19ZM32 215H33V214H32ZM96 215H99V214H96ZM10 216H11V214H10ZM39 216H40V215H39ZM84 217H85V216H84ZM26 218L28 219V217H26ZM30 218H31V217H30ZM32 218H33V217H32ZM17 220H18V219H17ZM21 221H22V220H21ZM23 221H24V220H23ZM25 221H26V220H25ZM25 221H24V222H25ZM17 222H18V221H17ZM96 222H97V221H96ZM8 223H9V222H8ZM25 223H26V222H25ZM66 223H67V222H66ZM50 224H51V223H50ZM165 224H166V222H165ZM4 225H5V224H4ZM134 225H135V223H134ZM9 226L12 227L11 225H9ZM13 226H14V225H13ZM52 226H53V225H52ZM52 226H50V227H52ZM162 226H163V225H162ZM26 227H27V226H26ZM59 227H60V226H59ZM70 227H71V226H70ZM128 227H129V226H128ZM131 227H132V226H131ZM133 227H134V226H133ZM12 228H13V227H12ZM24 228H25V227H24ZM134 228H135V227H134ZM31 229H32V228H31ZM61 229H62V227H61ZM68 229H69V228H68ZM131 229H132V228H131ZM29 230H30V229H29ZM30 231H31V230H30ZM25 232H26V231H25ZM59 232H60V231H59ZM34 233H35V232H34ZM39 233H40V232H39ZM56 233H57V232H56ZM32 234H33V233H32ZM70 234H71V233H70ZM99 234H100V233H99ZM135 234H136V233H135ZM5 235H7V234L5 233ZM50 235H51V234H50ZM67 235H68V234H67ZM96 235H97V234H96ZM19 236H20V234H19ZM31 236H32V235H31ZM44 236H45V235H44ZM63 236H64V235H63ZM92 236H93V235H92ZM41 237H42V236H41ZM79 237H80V236H79ZM128 237H130V236H128ZM3 238H4V237H3ZM32 238H33V237H32ZM35 238H36V237H35ZM46 238H47V237H46ZM69 238H70V236H69ZM69 238H68V239H69ZM72 238H73V237H72ZM74 238H76V236H75ZM167 238H168V237H167ZM8 239H9V238H8ZM19 239H20V238H19ZM25 239H26V238H25ZM28 239H29V238H28ZM33 239H34V238H33ZM70 239H71V238H70ZM77 239H78V237H77ZM80 239H81V238H80ZM81 240H82V239H81ZM170 240H172V239H170ZM170 240H169V241H170ZM5 241H6V240H5ZM20 241H21V240H20ZM35 241H37V240H35ZM54 241H55V240H54ZM56 241H57V240H56ZM23 242H24V241H23ZM23 242H22V243H23ZM58 242H59V241H58ZM3 243H4V242H3ZM10 243H11V242H10ZM10 243H9V244H10ZM18 243H19V242H18ZM26 243H27V242H26ZM34 243H35V242H34ZM37 243H38V242H37ZM52 243H54V242H52ZM49 244H51V243H49ZM83 244H84V243H83ZM83 244H82V245H83ZM22 246H24V245H22ZM52 246H53V245H52ZM6 247H7V246H6ZM15 247H16V246H15ZM19 247H20V245H19ZM9 248H10V247H9ZM23 248H24V247H23ZM68 248H69V247H68ZM177 249H178V248H177ZM59 250H60V249H59ZM64 250H65V249H64ZM1 251H2V250H1ZM66 251H67V250H66ZM176 251H177V250H176ZM71 252H72V251H71ZM127 252H128V251H127ZM163 252H165V251H163ZM167 252H168V251H167ZM178 252H179V251H178ZM17 253H18V251H17ZM63 253H64V252H63ZM33 254H35V253H33ZM125 254H126V253H125ZM1 255H2V254H1ZM119 255H122V254L120 253ZM163 255H164V253H163ZM167 255H168V254H167ZM65 256H66V255H65ZM128 256H129V255H128ZM55 257H56V256H55ZM63 257H64V256H63ZM66 257H67V256H66ZM130 257H132V258L135 257V259L138 258V257H136V256H134V255H130ZM162 257H166V256H162ZM170 257H171V256H170ZM121 258H122V257H121ZM19 259H20V258H19ZM57 259H58V258H57ZM126 259H127V258H126ZM141 259H142V258H141ZM162 259H163V258H162ZM162 259H161V260H162ZM53 260H54V259H53ZM63 260H64V259H63ZM124 260H125V259H124ZM138 260H139V259H138ZM49 261H50V260H49ZM114 261H115V260H114ZM34 262H35V261H34ZM39 262H40V261H39ZM54 262H55V261H54ZM59 262H60V261H59ZM47 263H48V262H47ZM63 263H64V262H63ZM104 263H106V262H104ZM118 263H119V262H118ZM142 263H144V262L142 261ZM160 263H163V262L161 261ZM114 264H115V262H114ZM168 264H169V263H168Z\"/></svg>",
  "mask_w": 264,
  "mask_h": 264
},
{
  "label": "crops",
  "instance_id": "obj_3",
  "mask_svg": "<svg viewBox=\"0 0 264 264\" xmlns=\"http://www.w3.org/2000/svg\"><path fill=\"white\" fill-rule=\"evenodd\" d=\"M214 29L258 39L264 45V0H208ZM217 264H264V250L238 247Z\"/></svg>",
  "mask_w": 264,
  "mask_h": 264
}]
</instances>
